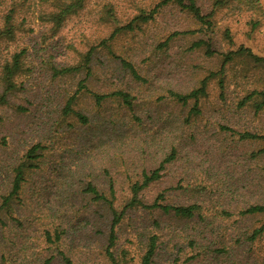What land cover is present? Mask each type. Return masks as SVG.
Returning <instances> with one entry per match:
<instances>
[{"label": "rangeland", "instance_id": "374dc122", "mask_svg": "<svg viewBox=\"0 0 264 264\" xmlns=\"http://www.w3.org/2000/svg\"><path fill=\"white\" fill-rule=\"evenodd\" d=\"M0 1H3L0 2L1 27V15L9 2ZM14 1L19 28L13 42L7 45L0 42V63L8 52L25 48L30 72L21 78L22 92L11 99L12 106L23 105L27 108L26 112L18 113L12 106L0 107V139L4 137L6 142L4 147H0V192L6 188L10 164L15 162L25 147L42 141L48 149L44 163L31 176L22 195L24 207L21 215L26 219L22 227L15 231L9 226L14 235V239L11 238L14 242L10 244L1 242L3 236L9 237L11 233L0 227V249L3 245L9 246L11 252L15 253L17 243H21L24 252L20 250L19 255L26 253L29 264H41L49 255L39 243L42 240L41 231L43 225L50 228L53 222L66 228V249L74 262L96 260L100 256L98 251L102 241L99 239L100 233L90 234L93 220L89 214L92 209L89 210L86 202L80 198V187L91 178L101 184L103 166L111 165L110 172L115 173L113 169H118L122 161L128 167L127 174L133 177L143 168L156 166L161 150L174 143L175 147H182L179 159L173 166L166 167L164 178L151 186L144 198L151 202L156 193L165 191L164 198L168 202L188 201L190 198L186 192L169 190V187H174L179 179L183 182H200L205 188L199 199L203 205L202 213L205 221L212 224H208L210 231L206 236H195L203 245L200 250L202 254L196 259L185 263V257L195 253V250L191 252L190 247L176 239L177 247H180L177 252L178 248L172 246V241L168 242L167 230L166 234L160 236L165 250H157L155 262L166 264L167 259L177 254L179 263L198 261L216 264L212 261L216 255L212 250L223 241L231 246L226 250L229 252L227 256V252L218 256V264H264V237L253 245L245 240V235L263 217L250 218L239 214L245 202L257 200L259 194L264 193V177L259 185L248 184L247 191L234 190L230 193L229 186L220 182L234 183V179L241 174L245 164L242 158L247 155L250 143L238 142L236 136L232 138L229 134L218 132V124H224L236 131H260L264 134V112L254 115L251 110L246 109L241 113L235 108L244 91L264 90V69H250L246 73L241 65L229 69L224 102L218 100V90L215 81H212L208 96L200 102L201 113L188 118L191 104L181 107L166 96V91L168 88L188 91L206 71L218 67V58H206L199 51H177L185 48L197 35L179 36L172 40L167 54L154 51L153 45L163 41L170 32L185 26L196 27L185 15L167 8L156 14L155 20L145 24L142 30L117 34L108 43L111 52L103 47L98 48L91 62L92 74L84 78V83L93 92L126 90L133 97L132 109L120 106L118 101L113 100L104 103L101 108L94 107L91 94L82 92L75 109L88 115L89 121L86 125L69 122L73 127L68 130L65 122L59 119L55 122V111L64 94L74 91L76 82L84 76L78 74L52 81L47 63L71 64L89 46L96 45L109 35L114 24L104 19L103 6L106 3L113 5L117 24L124 25L139 9L145 7L148 10L157 0H87L84 9L69 18L55 36L50 35L46 30L48 26L38 17L39 11L47 9L50 0ZM198 3L203 10L208 5L203 0ZM224 13L215 16L213 32L220 34L228 28L233 49L243 45L264 59V19H260L259 26L250 31L244 17L225 16ZM215 45L223 51L228 46L225 40L220 41L218 37ZM120 59L134 64L148 81H133L122 70ZM231 81H235L236 86L230 85ZM162 93L165 97L157 99ZM217 109L220 113L215 111ZM186 117L188 122H185ZM111 119L115 120L114 123L109 122ZM119 145L121 148L118 152L123 154L122 158L112 155V147L119 148ZM257 146L254 144V147ZM118 183H121L119 179ZM119 186L124 187V191H119L120 198L126 185ZM222 209L230 216L221 214ZM52 212L55 219L48 217ZM150 217L146 210L129 212L119 226L115 248L117 253L125 251L127 264H139L145 234L151 231L148 227ZM45 219L48 221L45 222ZM192 224L193 221L188 226ZM85 241L87 244H84ZM51 264H61L56 255Z\"/></svg>", "mask_w": 264, "mask_h": 264}, {"label": "trees", "instance_id": "16d2710c", "mask_svg": "<svg viewBox=\"0 0 264 264\" xmlns=\"http://www.w3.org/2000/svg\"><path fill=\"white\" fill-rule=\"evenodd\" d=\"M46 0H43L45 2ZM87 0H50V3L45 11H39L38 17L40 21L48 26L46 29L51 36H55L65 25L66 21L72 16L77 15L85 7ZM3 2V1H0ZM8 7L4 9L1 15L2 24L0 27V42H13L15 40L16 31L19 28V23L16 21V2L14 0H8ZM200 0H157L151 8L148 10L141 8L137 11L136 15L130 18L124 25H118L113 5L106 3L103 6V14L107 21L114 24V29L109 33L107 37L99 40L96 45L89 46L84 52H82L79 58L71 64L56 65L48 62L49 77L52 81L61 79L63 77L82 75L83 78L76 82L75 90L71 93H65L61 99L60 105L56 108V119L60 122H65L68 130L73 126L70 125L75 122L78 125H86L89 121V117L83 114L81 111L76 110V102L79 95L82 92L91 94L93 98L94 107H102L104 103L108 101H118L120 106H124L127 109H132L133 97L123 89H114L108 92L97 93L93 92L84 83V78H88L92 74V60L95 51L98 48L103 47L108 52L110 51L108 43L113 40L117 34L125 31H140L145 24L155 20V15L164 9L172 8L178 14H183L190 20L196 27L185 26L176 29L175 31L167 34L163 41L156 42L153 45L154 51H158L160 54H167L170 50V42L179 36H194L185 48L182 50L179 48L177 51L183 53H191L193 51L202 52V55L206 58H218V67L215 70L206 71L203 76L198 79L195 86L191 87L186 92L175 91L168 88L166 96L173 102L186 107L190 105L188 111V118L191 115H199L201 113L200 102L208 96L209 85L212 81H215L218 90V100L223 103L224 93L227 89V74L229 69H235L236 65H241L245 73L250 69L262 68L264 69V59L248 47L240 45L233 49L232 37L228 30L225 28L222 33L213 32L214 30V18L217 14L225 12V16L244 17L245 23L249 26V30H255L261 23L260 19H264V0H203L208 4L205 10L198 3ZM218 39L225 40L227 48L223 51L217 49L215 42ZM215 38V39H213ZM176 51V52H177ZM111 52V51H110ZM160 57V56H159ZM157 57V59L159 58ZM27 53L25 48H21L16 51L8 52L6 57L1 60L0 63V107H10L11 99L22 92L23 85L21 78L30 72L28 66ZM162 59H164L162 57ZM120 66L135 82L145 83L148 80L139 73V70L131 62L120 59ZM233 77L234 76L233 74ZM236 86V82L229 83ZM165 94H160L157 99H162ZM13 110L18 113L26 112L27 108L20 104L12 106ZM236 110L243 113L246 109L251 110L254 115H258L264 112V90L263 89H251L250 91H244V95L235 103ZM220 113L219 109L215 110ZM114 119L109 122L114 123ZM71 122V123H69ZM185 122H188L186 117ZM219 134H228L233 138L237 137L238 142L250 143L246 150V156L242 158L245 162L244 169L237 178L234 179V183L230 181L220 182L221 184H227L229 186L230 193L234 190L247 191L248 184L259 185L264 177V134L258 131H236L231 127H227L224 124H218ZM68 132V131H66ZM258 145L254 147V144ZM46 143L37 141L31 143L22 150V153L15 159V164H10V171L8 174V182L6 188L0 192V227L6 229L11 233V226L14 231L22 227L23 221L26 217H22L21 209L24 207V201L22 195L25 189L28 187L30 178L36 171H38L41 165L44 163V157L48 149ZM6 145L4 137L0 139V147ZM226 147V146H224ZM223 147V148H224ZM119 148L112 147V155L118 156ZM180 148L175 147L174 143H171L168 147L161 150L160 159L157 160V164L151 168H143L133 177L127 174L128 167L124 161L119 165L118 169H113L116 172L111 173L112 166H103L102 178L103 182L100 184L94 182V178L86 181L82 184L78 194L80 198L84 200L85 206L91 210L90 219L93 220L90 234H99V239L102 241L99 249L100 256L91 262L72 260L70 251L66 249L68 241L66 240V228L60 224H54L50 228H46L43 225L42 237L39 243L42 248L46 250L49 255L45 257L41 264H51L56 255L59 258L61 264H127L125 259V251L121 253L116 252L118 229L122 220L129 212H137L139 210H146L151 215L148 227L151 231L145 234L143 251L140 254L139 264H160L156 263L157 250L165 247L162 245L164 241L160 240V236L166 231L168 232V242L172 241V246L177 247L176 239H180L183 243L190 247L193 252L189 257H185V263L196 259L202 252L203 248L196 239L195 236H206L210 229L207 228L208 224L211 226V222L207 223L202 213L203 205L199 200L201 193L205 190L200 182H183L179 179L174 187H169V190H181L186 192V196H189L188 201L178 202L176 200L167 201L164 198L165 191L156 193L154 199L151 202H147L144 198V194L150 189L151 186L158 184L162 178L166 175L167 166H173L177 159H179ZM190 169V168H188ZM113 174V175H112ZM118 179L121 183H118ZM96 180V179H95ZM263 183V182H262ZM101 187H98V186ZM119 185H126L124 195L119 198V191H124V187ZM264 186V184H263ZM122 188V189H121ZM168 190V189H167ZM93 205V206H92ZM222 209L221 214L230 216ZM239 214L247 217H263V219L254 226L246 235L245 240L249 245H253L257 240L264 237V193H260L257 200L247 201L243 204ZM49 214L50 219H55ZM154 215V216H153ZM40 216V215H38ZM48 217L46 219H48ZM45 219V222L48 220ZM193 221V224L188 226ZM45 227V228H44ZM16 228V229H15ZM12 229V230H13ZM13 233L9 237H2L1 242L9 243L14 242ZM12 238V239H11ZM64 238V239H63ZM66 241V242H64ZM10 244V243H9ZM84 244H87L86 241ZM165 244V243H164ZM168 244V243H167ZM14 245V243H11ZM228 245L222 241L218 248L212 250L213 254H216L212 259L217 263L218 256H222L226 253ZM18 247V248H17ZM17 251L12 253L9 246L3 245L0 249V264H29L26 253L24 252V246L21 243H17ZM23 253L19 255V252ZM229 252L225 254L228 255ZM222 254V255H220ZM180 257L174 255L170 260L167 259L166 264H184L179 263ZM212 263V262H211ZM192 264H202L196 261ZM234 264V263H229ZM239 264V263H236Z\"/></svg>", "mask_w": 264, "mask_h": 264}]
</instances>
